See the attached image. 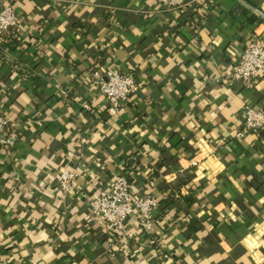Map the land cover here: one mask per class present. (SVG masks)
<instances>
[{"label":"crops","instance_id":"0c3cea01","mask_svg":"<svg viewBox=\"0 0 264 264\" xmlns=\"http://www.w3.org/2000/svg\"><path fill=\"white\" fill-rule=\"evenodd\" d=\"M13 0L0 40V264H264V76L232 79L264 0ZM139 85L114 111L95 75ZM77 173L64 193L59 175ZM128 171L160 206L153 231L93 219L89 196Z\"/></svg>","mask_w":264,"mask_h":264},{"label":"built area","instance_id":"2783aa9c","mask_svg":"<svg viewBox=\"0 0 264 264\" xmlns=\"http://www.w3.org/2000/svg\"><path fill=\"white\" fill-rule=\"evenodd\" d=\"M167 7H182L185 0H157ZM264 16V13L258 11ZM19 25V17L13 0H0V40ZM264 76V39L253 37L237 59L232 79L243 87H252L257 80ZM95 83L99 85L107 97L112 109L118 111L127 103L133 93L139 90V85L132 73H125L118 68L103 70L95 75ZM11 119L7 111L0 107V132L8 133ZM264 133V110L247 107L243 122L240 124L238 137L247 134ZM128 171L115 174L106 187L99 188L95 196L88 197L90 212L93 219L104 226L112 227L124 234L131 235L128 221L137 217L141 228L151 233L155 219V211L160 202L153 194H140L134 190ZM77 173L72 169H64L59 175V188L64 193L75 189Z\"/></svg>","mask_w":264,"mask_h":264}]
</instances>
